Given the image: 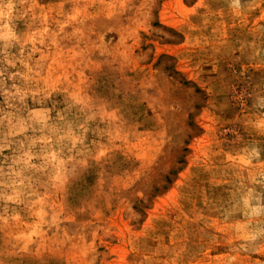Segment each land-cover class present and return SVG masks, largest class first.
Masks as SVG:
<instances>
[{
    "label": "rangeland",
    "instance_id": "374dc122",
    "mask_svg": "<svg viewBox=\"0 0 264 264\" xmlns=\"http://www.w3.org/2000/svg\"><path fill=\"white\" fill-rule=\"evenodd\" d=\"M0 264H264V0H0Z\"/></svg>",
    "mask_w": 264,
    "mask_h": 264
}]
</instances>
